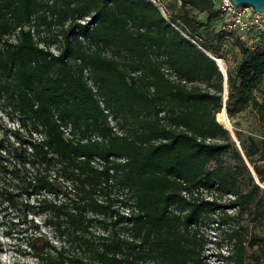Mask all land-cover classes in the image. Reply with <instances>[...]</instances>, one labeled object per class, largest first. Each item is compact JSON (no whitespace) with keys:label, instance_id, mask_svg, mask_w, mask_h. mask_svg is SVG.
Segmentation results:
<instances>
[{"label":"trees","instance_id":"16d2710c","mask_svg":"<svg viewBox=\"0 0 264 264\" xmlns=\"http://www.w3.org/2000/svg\"><path fill=\"white\" fill-rule=\"evenodd\" d=\"M160 1L0 0V101L17 116L12 130L0 128V219L9 213L20 233L31 229L25 247L38 264H204L200 230L209 225L232 246L234 264H264V234L250 235L239 221L255 210L264 217V189L254 181L264 184V141L242 139L234 129L236 142L217 119L222 109L231 122L249 110L264 123V29L254 33L253 46L235 37L241 60L234 73L225 70L224 87L212 59L223 58L209 50L195 20L203 12L221 16L214 0H178L177 12ZM233 35L219 31L215 39L222 47ZM54 44L58 56L49 52ZM84 67L122 120L124 136L108 130L82 80ZM57 120L104 142H67ZM112 154L126 162L101 171L88 164L91 156ZM110 179L134 198L131 226L120 229L131 241L90 235L101 223L88 209L105 212L92 198ZM182 191L196 196L186 200ZM37 216L52 237L40 231Z\"/></svg>","mask_w":264,"mask_h":264},{"label":"rangeland","instance_id":"374dc122","mask_svg":"<svg viewBox=\"0 0 264 264\" xmlns=\"http://www.w3.org/2000/svg\"><path fill=\"white\" fill-rule=\"evenodd\" d=\"M168 10V12L178 11V0H161L160 1ZM215 3V0H214ZM259 23L264 21V15L259 16ZM229 19V17H228ZM227 19V20H228ZM197 23L202 24L203 26L199 28L198 34L202 36L205 43H212V46H209L211 52L222 56L223 61H221V66L223 72L230 71L234 73L236 66L241 60V51L240 43L238 40H235V37H239L241 40L248 41V46L255 45L253 40V35L258 28L257 24H254L248 28L245 32H234V35L228 41H224L223 46L220 47L219 40L215 39V35L219 33L221 23L224 18L221 16L212 17L210 13H199L196 15ZM225 73V72H224ZM224 87H226V73L223 74ZM1 107V101H0ZM217 116V115H216ZM17 116L14 115L9 109L4 110V107L0 109V128L2 130H12L15 127ZM228 120V118H227ZM220 123V122H219ZM234 123H237L234 125ZM224 126L223 123H220ZM228 125L231 137L237 142L236 136L233 131L236 129L240 133L241 138L245 139L246 137H251L256 141H264V123H258L255 120L253 113L249 110L239 114L235 117L234 121L228 120ZM1 138V136H0ZM224 161L227 166L233 167L234 163L230 160L229 155L224 157ZM264 166V162L261 163ZM255 183L264 189V184L260 183L258 179H254ZM247 182L241 180L240 189L243 191L246 189ZM88 212H93L91 209H88ZM94 213V212H93ZM229 215H234V210H227ZM92 214V213H91ZM261 212L254 211L252 216H246L245 214L239 218L241 224L244 227L248 228V233L250 235H255L258 238H261L264 234V217H261ZM33 217L31 213L28 214V219ZM34 220L39 224L40 231L45 233L47 236L52 237L53 233L50 232L49 228L42 223V217H34ZM22 226H18L14 217L11 214H4L0 219V264H38L35 259L31 256L29 250L25 247V236L31 233V229H26L25 232H19V229ZM223 230L224 228L221 227ZM90 235H102L105 234L103 227L98 224H93L90 227ZM110 233V232H109ZM108 233V234H109ZM123 236L128 239L133 240L131 235L126 231H122ZM200 234L203 236L204 245L202 248V258L204 264H234V255L231 254L232 246L223 240V232H217L211 225L202 226ZM111 233L109 234V236ZM53 243L58 245V240L52 239ZM130 241V240H128ZM264 249V246H263ZM255 250V248L253 249ZM250 251L247 252V257ZM90 254H86L87 262H90ZM91 256V255H90ZM245 264H256L246 258ZM263 264V263H261Z\"/></svg>","mask_w":264,"mask_h":264},{"label":"built area","instance_id":"2783aa9c","mask_svg":"<svg viewBox=\"0 0 264 264\" xmlns=\"http://www.w3.org/2000/svg\"><path fill=\"white\" fill-rule=\"evenodd\" d=\"M155 5L159 6V0H150ZM215 5L218 11L220 12V15L222 18H224L223 22L221 23L220 32L223 33H234V32H245L248 30V28L254 24L258 25V28L264 29V21L259 23V16L258 14H255L252 12V10L249 7L245 6H239L237 8H233L229 0H215ZM161 9V7H160ZM229 17V19H228ZM228 19V20H227ZM89 17H85L84 20H80V24H85L87 21H89ZM26 29H30L33 38L36 39V36L33 33V29L31 26L27 27ZM18 30L15 31L11 36L10 39L12 41L15 40V36L18 34ZM256 40V39H255ZM40 48H44L43 44H39ZM49 52L53 54L54 56H58L60 53V49L58 48L57 44L51 45L49 47ZM215 63L217 64L218 68L221 70V72L225 75V71L223 72L221 69V59H215L212 58ZM68 60V59H67ZM74 63L79 64L80 61L78 59L74 60ZM165 76L170 80L174 82H179L178 78L174 73H171L170 70L167 68L163 69ZM81 77L82 80L88 88V90L91 92L93 98L96 100L97 105L99 109L101 110L103 114V118L105 120L106 126L108 130L110 131L111 135L122 137L125 135L124 128L121 127L122 120L118 117H116L110 109L107 107L106 103L104 102L103 97L100 95V92L98 90V85L95 82L92 72L89 68L84 67L81 69ZM181 83H184V81H180ZM163 115V113H160V116ZM57 123L59 124V130L62 133L63 139L67 142L72 143H87V142H104V138L97 134L96 132H88L84 136H80L77 133H75L72 130V126L67 123L64 124L57 120ZM33 139L36 141H42L44 136L40 132L32 133ZM81 160H84V157H80ZM126 159L124 157H118L115 154L109 155L106 159H102L97 156H91L88 160V164L98 170L101 171L106 163H125ZM110 175L115 174V171L110 168L109 169ZM120 177V172H118V180ZM59 180H62L59 178ZM68 184V183H67ZM69 185V184H68ZM102 189H97L96 193L93 195V200L100 206L106 207L105 212L103 214H96V213H89L87 212V217L90 219H96L98 222L101 223L100 226L103 227V231L105 234H102L100 236L108 238L112 235V233H115L117 238H120L122 240H130L127 237L123 236L122 230H120L122 227L129 228L131 226L130 222H127L126 219H129L132 215H134L137 210L135 207V201L134 198H132V194L127 188H124L123 185H121L119 182L118 184H115L112 179L108 180L107 185H101ZM69 189L71 187L69 186ZM119 189V190H118ZM73 192V190H71ZM73 197V193L71 194ZM181 195L186 199L190 200L191 196H196V193L189 194L186 191H182ZM209 200V198H207ZM111 211H113V214H111ZM123 218V220L118 224V222H115L117 218ZM111 235L109 236V234ZM109 233V234H108ZM118 258V254L116 256ZM150 264V263H148Z\"/></svg>","mask_w":264,"mask_h":264},{"label":"water","instance_id":"95a60500","mask_svg":"<svg viewBox=\"0 0 264 264\" xmlns=\"http://www.w3.org/2000/svg\"><path fill=\"white\" fill-rule=\"evenodd\" d=\"M229 2L231 3L233 8H237L239 6H245V7H249L252 10V12L255 14L264 15V0H229Z\"/></svg>","mask_w":264,"mask_h":264},{"label":"bare ground","instance_id":"6f19581e","mask_svg":"<svg viewBox=\"0 0 264 264\" xmlns=\"http://www.w3.org/2000/svg\"><path fill=\"white\" fill-rule=\"evenodd\" d=\"M221 66V65H220ZM221 69L223 70L222 66H221ZM217 119L220 123H223L225 128L228 129L229 128V125H228V120H227V117H226V113L224 111V109H222L220 111V113L218 114L217 116Z\"/></svg>","mask_w":264,"mask_h":264}]
</instances>
